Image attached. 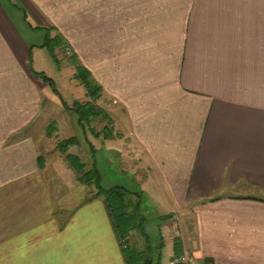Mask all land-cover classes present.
Listing matches in <instances>:
<instances>
[{
  "label": "crops",
  "instance_id": "crops-1",
  "mask_svg": "<svg viewBox=\"0 0 264 264\" xmlns=\"http://www.w3.org/2000/svg\"><path fill=\"white\" fill-rule=\"evenodd\" d=\"M79 22L93 50L121 53L128 142L106 148L162 221L161 257L264 264V0H0V264H125L103 196L49 135L67 101L42 44ZM70 109L59 138L82 126Z\"/></svg>",
  "mask_w": 264,
  "mask_h": 264
},
{
  "label": "rangeland",
  "instance_id": "rangeland-1",
  "mask_svg": "<svg viewBox=\"0 0 264 264\" xmlns=\"http://www.w3.org/2000/svg\"><path fill=\"white\" fill-rule=\"evenodd\" d=\"M2 2H5V0H2ZM82 24L83 26L86 25L83 22L73 24L74 31L67 32L64 29L67 32V36L70 37V41H61V44L55 49L56 58L59 62V73L55 72V64L48 58V52L45 49H41L45 59L43 61L44 68L47 74L55 79H57L56 77L58 75L60 76L58 87L62 89V97L67 101V103H65L64 100L59 97L63 110L52 109L51 112L53 116L49 121H51L50 124H52L53 128L50 130L49 135H59L60 137V130H63V128H60L61 123L55 118H58V115L61 114L62 111L71 112L70 107L76 101H73V99L77 98V101L78 99L81 100L80 102L91 100V97L86 91V87L80 83L77 73L83 68L82 61L94 63L93 72L95 75H91V83L95 85L93 87L94 96L99 93L98 98L94 100V102L95 106H100L103 109L105 116L102 117L99 115L98 118H91L88 121H83L85 122L83 126L84 135L82 134V126L76 124L73 135H76L79 141L71 147H78L75 148L73 152L78 153L84 162L88 163V161L91 160L90 163H92L95 160L96 167L103 176L102 182L109 185L108 187L113 186L116 182H124L127 189L132 191L130 159L126 156L127 153L124 151V155L122 157L120 156L121 160L120 158L118 159L116 155H112L113 153L109 154L111 151H107L108 149L106 148L109 144L119 145V143L128 142L125 103L120 96H117L110 89L112 86L118 85L117 82L123 80L121 53H115L119 51L115 49L106 50L104 47H100L95 43L93 45V50L88 45V42L91 44V41L86 36L88 29H84V31L81 32L78 28ZM111 31L112 30H110V32ZM113 34H116V32ZM116 40L120 42V36L116 37ZM77 52H79V55L76 56L75 53ZM97 86H99L100 89H98ZM84 89L86 91L85 94ZM49 108L50 105L47 109ZM108 132H110L111 135L108 134ZM59 137L57 141L67 138ZM89 142L92 146L95 145L97 148V150L94 151L93 159L90 148L88 147ZM117 151L118 150H116V152L114 151V154H116ZM130 198L136 200L137 196L131 194ZM160 223H162V221H160ZM160 223L155 222L150 225L146 223L144 226V230L151 234L153 233L150 241H152L151 244L154 246L159 243L158 240L161 239V231L159 229ZM142 236L141 232L134 230L130 235V239L144 246L145 242H143ZM159 264H169L167 257H161Z\"/></svg>",
  "mask_w": 264,
  "mask_h": 264
},
{
  "label": "trees",
  "instance_id": "trees-1",
  "mask_svg": "<svg viewBox=\"0 0 264 264\" xmlns=\"http://www.w3.org/2000/svg\"><path fill=\"white\" fill-rule=\"evenodd\" d=\"M61 41L62 40L58 38L53 40V38L49 39L46 37L45 42L42 44V46L46 45L55 62L58 60L56 58L54 48L58 47L61 44ZM38 74L44 80L48 81L51 86H54V82L51 77L44 75L42 72ZM77 74L80 83L86 87V91L91 97V100H87L85 102H80L78 100L72 105L73 111L78 114V122L84 126L85 122L83 121H88L91 118H98L99 115L104 117L105 114L100 106H95L94 100L98 98L99 93L94 96L93 87L95 85L91 83L92 73H90V71L83 66ZM97 88L100 89L99 86H97ZM54 92L59 94L55 87ZM108 134L111 135L110 132H108ZM78 141L79 140L76 135L63 138L62 140L59 139L56 143V148L64 154V159L67 160L73 172L77 174V179L79 181L84 184L90 183L94 185L96 191L93 196H103L105 207L107 208V214L109 219H111L112 228L116 234L118 243H120L125 264H159L161 258L160 252L162 246L164 245V241L161 237V239L158 240L159 243L155 246L152 245L150 238L153 233L151 234L144 230V226L148 222L149 218H147L146 215L144 216L142 213V197L140 191L132 192L126 187L118 184L111 187H104L102 183H100L101 173L96 167L95 160L92 163H90L91 160L86 163L80 158L78 153L69 151V147L75 145ZM88 147L90 148L93 159L95 147L92 146L90 142ZM131 194L136 195L137 199H131ZM158 217L163 220L164 218L169 217V215L164 214V216ZM134 230H138L143 235V242H145L144 246L130 239V235ZM174 244L175 246L178 244L177 239Z\"/></svg>",
  "mask_w": 264,
  "mask_h": 264
},
{
  "label": "built area",
  "instance_id": "built-area-1",
  "mask_svg": "<svg viewBox=\"0 0 264 264\" xmlns=\"http://www.w3.org/2000/svg\"><path fill=\"white\" fill-rule=\"evenodd\" d=\"M195 260V255L193 253H181L172 257L169 264H191Z\"/></svg>",
  "mask_w": 264,
  "mask_h": 264
}]
</instances>
